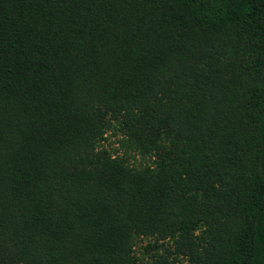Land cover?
Returning <instances> with one entry per match:
<instances>
[{"label":"trees","instance_id":"16d2710c","mask_svg":"<svg viewBox=\"0 0 264 264\" xmlns=\"http://www.w3.org/2000/svg\"><path fill=\"white\" fill-rule=\"evenodd\" d=\"M139 238L264 264V0H0V264H145Z\"/></svg>","mask_w":264,"mask_h":264},{"label":"rangeland","instance_id":"374dc122","mask_svg":"<svg viewBox=\"0 0 264 264\" xmlns=\"http://www.w3.org/2000/svg\"><path fill=\"white\" fill-rule=\"evenodd\" d=\"M122 135L117 131H110L107 134V141L103 143V146L108 149L111 153L117 152L119 155H122L123 153H127V155L130 157V161L135 166H141L147 163L148 160L143 159L140 155L130 151L126 150L124 146H122ZM148 243H153L152 240L146 239V238H139L136 241L135 251L136 254L142 259V261L145 264H149L150 262V254L148 250Z\"/></svg>","mask_w":264,"mask_h":264}]
</instances>
